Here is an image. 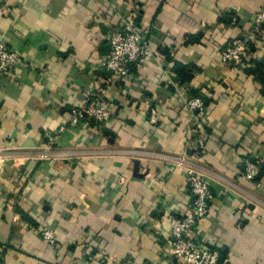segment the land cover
I'll use <instances>...</instances> for the list:
<instances>
[{"label":"crops","instance_id":"1","mask_svg":"<svg viewBox=\"0 0 264 264\" xmlns=\"http://www.w3.org/2000/svg\"><path fill=\"white\" fill-rule=\"evenodd\" d=\"M259 12L264 0H0V40L22 61L0 74V264H179L169 223L192 199L185 168L174 167L181 156L214 197L200 245L220 264H264V96L243 72L250 62L233 71L219 58ZM121 17L151 55L115 80L100 62ZM175 63L190 67L189 83L178 84ZM182 88L207 100L198 128ZM94 98L108 122L70 126V110ZM246 158L261 162L258 184L240 174Z\"/></svg>","mask_w":264,"mask_h":264},{"label":"built area","instance_id":"2","mask_svg":"<svg viewBox=\"0 0 264 264\" xmlns=\"http://www.w3.org/2000/svg\"><path fill=\"white\" fill-rule=\"evenodd\" d=\"M235 20H233V23ZM264 13L259 12L255 16L254 24L245 35H240L222 48L219 58L233 71H238L245 64L256 59L255 46L259 41L264 43ZM110 50L108 55L100 62V68L111 75L115 80H123L134 76L151 55V49L146 36L139 32L135 22L121 17L119 24L109 34ZM248 42L254 46V49ZM22 64L21 57L16 52L10 51L5 43L0 40V74L10 73ZM177 90V89H176ZM179 97L186 96L184 88L178 89ZM187 110L196 120L195 127H200L196 118L204 111V104L200 98L186 100ZM110 109L98 102L95 98L84 100L79 106L73 107L69 112L68 123L70 126H78L88 119L98 123H106L110 119ZM149 122L157 125L161 118L153 110ZM65 126L58 128L56 134L49 140V145L56 140L58 134L64 132ZM199 150H203L205 140L197 141ZM49 149H45L41 159L47 158ZM185 156L178 157L174 167L185 168V179L189 193L192 197L187 205L186 212L181 217L171 218L169 223V254L179 264H220L219 251L203 248L198 240V225L204 220L210 209L214 197L210 192L205 176L193 168L185 167ZM261 173V162L257 159H243L240 166V174L248 181L258 184ZM123 182V180H122ZM42 241L50 247H55V234L51 230H43L40 233ZM85 264V263H82Z\"/></svg>","mask_w":264,"mask_h":264},{"label":"trees","instance_id":"3","mask_svg":"<svg viewBox=\"0 0 264 264\" xmlns=\"http://www.w3.org/2000/svg\"><path fill=\"white\" fill-rule=\"evenodd\" d=\"M248 45H250L252 47V49H254V46L251 44V42H248ZM103 71L104 70H102V72ZM243 72L251 74L260 83V85H261L260 93H261V95L264 96V59H261V60L256 59L254 61H251L246 66V68L243 69ZM103 73H105V71ZM172 73L175 75L179 85L189 83L192 79L189 66H184L182 64L175 63L174 67L172 69ZM104 76H108V73H105ZM186 94L189 97L188 99L200 98L202 100L204 106L207 104L206 98L204 96H202L201 93L194 91L193 89L188 88L186 91ZM88 120H92V119H88ZM90 123H92V122H90ZM95 124H97L99 126L102 125V123H98V122H95ZM205 131L208 134L207 128H205ZM20 216L25 222H27L29 224L36 225V223L27 214L23 213L22 211L20 212ZM220 260L221 259L219 257V262H220Z\"/></svg>","mask_w":264,"mask_h":264},{"label":"water","instance_id":"4","mask_svg":"<svg viewBox=\"0 0 264 264\" xmlns=\"http://www.w3.org/2000/svg\"><path fill=\"white\" fill-rule=\"evenodd\" d=\"M136 166H137V165H136V163H135V167H134V174H135V175H137V174H136V170H137V167H136Z\"/></svg>","mask_w":264,"mask_h":264},{"label":"rangeland","instance_id":"5","mask_svg":"<svg viewBox=\"0 0 264 264\" xmlns=\"http://www.w3.org/2000/svg\"><path fill=\"white\" fill-rule=\"evenodd\" d=\"M230 42H231V40H230ZM230 42H228L227 45H228ZM227 45H226V46H227ZM224 47H225V46H224Z\"/></svg>","mask_w":264,"mask_h":264},{"label":"bare ground","instance_id":"6","mask_svg":"<svg viewBox=\"0 0 264 264\" xmlns=\"http://www.w3.org/2000/svg\"><path fill=\"white\" fill-rule=\"evenodd\" d=\"M1 162V161H0ZM0 166H2V165H0ZM1 171V170H0Z\"/></svg>","mask_w":264,"mask_h":264}]
</instances>
